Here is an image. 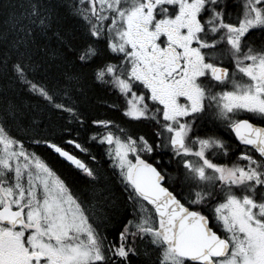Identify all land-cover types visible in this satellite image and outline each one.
Returning a JSON list of instances; mask_svg holds the SVG:
<instances>
[{
    "label": "snow or ice",
    "instance_id": "snow-or-ice-1",
    "mask_svg": "<svg viewBox=\"0 0 264 264\" xmlns=\"http://www.w3.org/2000/svg\"><path fill=\"white\" fill-rule=\"evenodd\" d=\"M0 15V264H264V126L252 122L264 125V0H5ZM65 15L83 32H62ZM49 33L63 46L50 55L75 52L92 85L124 101L110 107L149 131L92 119L99 159L66 141L91 163L43 136L39 111L10 97L43 101L71 132L85 124L72 97L88 87L68 72L36 81ZM208 125L238 143L200 134Z\"/></svg>",
    "mask_w": 264,
    "mask_h": 264
},
{
    "label": "trees",
    "instance_id": "trees-1",
    "mask_svg": "<svg viewBox=\"0 0 264 264\" xmlns=\"http://www.w3.org/2000/svg\"><path fill=\"white\" fill-rule=\"evenodd\" d=\"M5 0H0V3H4ZM5 27L4 17L0 15V28ZM60 29L62 32L68 34L72 32L82 33L83 29L74 18L71 16H63L60 22ZM83 42L80 37L77 36L76 46L77 51L79 46ZM63 52V46L55 35L49 33L47 37L40 38V50L36 53L34 59L37 61L39 68L35 74V79L38 83L48 84L52 86L56 81H60L61 84L65 82L64 72L83 74V78H88V87L86 88V96L83 94H74L73 100L76 101L81 113L84 116L85 124L81 127L78 123L68 125L72 129L71 132L64 130L63 125L67 122L57 114H55L43 101L38 100L34 96L21 93L19 97H10L16 102L26 103L29 108L39 111V118L41 122V134L52 139L54 142L61 146L71 150L80 158L89 162L87 154L78 151L73 146L66 143L69 139H75L85 147H89L90 152L97 156L99 159L100 153L103 148L94 145L88 140L91 136V129L95 126L90 124L92 119H110L116 124L121 126L130 127L132 129L139 130L141 132L149 131L147 124H127L126 118L123 117L122 111H118L115 108L110 107L112 104L123 105L122 99L118 100L116 95L111 91L104 88L92 85L90 76L91 68H81L79 61L76 59V53L74 52L68 57L67 61H63V57H53L51 52ZM57 65H60L58 68ZM47 76V79L42 77ZM27 111V109H26ZM78 129V134H77ZM31 150L36 151L42 156L49 164L57 171V174L71 183L79 182V173L75 167L71 166L64 160L58 157L52 150L46 146H40L39 148L33 147ZM152 162V161H150ZM114 191L119 204L120 214L123 215L130 209L126 205V195L122 194L119 186L114 187Z\"/></svg>",
    "mask_w": 264,
    "mask_h": 264
},
{
    "label": "flooded vegetation",
    "instance_id": "flooded-vegetation-1",
    "mask_svg": "<svg viewBox=\"0 0 264 264\" xmlns=\"http://www.w3.org/2000/svg\"><path fill=\"white\" fill-rule=\"evenodd\" d=\"M231 2L234 3V4H239V5H241V6H242V4H243V0H231ZM237 11H239V10H237ZM237 11H233L232 16H231L232 21H235V20L237 19ZM225 63H227V61H225ZM122 102L124 103L123 100H122ZM252 122H254V123H258V126H264V125H260V124H259L258 119L253 120ZM209 129H211V131H212L215 135L221 136V137L224 138L226 141H228V140H229V137L231 136L232 139H231L229 142L233 143V146H234V147H235V144L238 143V141H236L235 138H234V134L229 133L226 129H224V128H222V127L219 128V129H215V128H212L211 125H208V126H206V127H202V128L200 129V134H203L204 132L209 131ZM241 149H243V146H241ZM238 156H239V152H236V154L232 156V160H236V158H237ZM61 159H62V158H61ZM62 160H63V159H62ZM219 162H228V161L224 160L223 158H220V159H219Z\"/></svg>",
    "mask_w": 264,
    "mask_h": 264
},
{
    "label": "water",
    "instance_id": "water-1",
    "mask_svg": "<svg viewBox=\"0 0 264 264\" xmlns=\"http://www.w3.org/2000/svg\"><path fill=\"white\" fill-rule=\"evenodd\" d=\"M67 150V149H66ZM67 151H69V150H67ZM69 152H71V151H69ZM72 154H74L73 152H71ZM74 155H76V154H74ZM63 159V158H62ZM64 160V159H63ZM65 162H67L68 164H70V162H68V161H66V160H64ZM71 165V164H70Z\"/></svg>",
    "mask_w": 264,
    "mask_h": 264
}]
</instances>
